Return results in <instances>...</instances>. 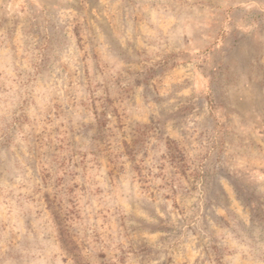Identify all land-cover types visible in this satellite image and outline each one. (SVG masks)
<instances>
[{"label": "rangeland", "instance_id": "374dc122", "mask_svg": "<svg viewBox=\"0 0 264 264\" xmlns=\"http://www.w3.org/2000/svg\"><path fill=\"white\" fill-rule=\"evenodd\" d=\"M264 264V0H0V264Z\"/></svg>", "mask_w": 264, "mask_h": 264}, {"label": "trees", "instance_id": "16d2710c", "mask_svg": "<svg viewBox=\"0 0 264 264\" xmlns=\"http://www.w3.org/2000/svg\"><path fill=\"white\" fill-rule=\"evenodd\" d=\"M59 240L61 243V246L63 250L68 253L71 256V259L73 260V264H85L80 256L79 253L75 254L73 251V242L70 240L68 235L64 233V231L60 232L59 234Z\"/></svg>", "mask_w": 264, "mask_h": 264}]
</instances>
